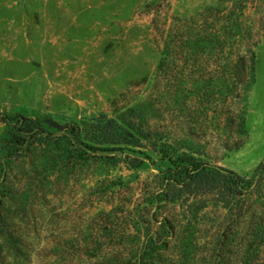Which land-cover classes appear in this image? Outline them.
I'll list each match as a JSON object with an SVG mask.
<instances>
[{
	"label": "rangeland",
	"instance_id": "obj_1",
	"mask_svg": "<svg viewBox=\"0 0 264 264\" xmlns=\"http://www.w3.org/2000/svg\"><path fill=\"white\" fill-rule=\"evenodd\" d=\"M101 115L152 139L114 166H54L40 146L8 161L0 144V264L126 262L166 220L155 264H264L249 248L264 190L240 218L216 194L157 195L163 144L246 177L264 160V0H0V140L17 116Z\"/></svg>",
	"mask_w": 264,
	"mask_h": 264
},
{
	"label": "trees",
	"instance_id": "obj_2",
	"mask_svg": "<svg viewBox=\"0 0 264 264\" xmlns=\"http://www.w3.org/2000/svg\"><path fill=\"white\" fill-rule=\"evenodd\" d=\"M130 112V119H134L135 111L131 109ZM16 119V130L10 131L9 137L5 136L0 140V144L5 145L8 153H11L5 156L8 161L24 152L26 155L28 151L40 146L48 153L47 156L54 166L65 160L78 162L87 159L101 160L114 166L121 161L118 152L122 153L130 147H141L142 139H152L151 132L143 130L126 118H107L101 115L68 124H59L51 117L17 116ZM161 147L158 151L170 163L162 173L164 188L157 194L161 201L176 202L189 196L196 198L216 194L218 200L229 210V214L240 218L243 216L246 196H250L255 188L259 192L264 190V160L258 164L252 177H246L234 170L210 165L193 154L171 152L167 144ZM143 163L144 160L129 162L134 168ZM2 198L0 196V202ZM205 207V204L200 206ZM162 227H165L163 232L147 228L141 246L130 253L126 262L117 264H155L157 254L168 248L169 238L176 229L168 220ZM249 227V234L252 236L249 248L259 251V247L264 244V208L263 213L252 214Z\"/></svg>",
	"mask_w": 264,
	"mask_h": 264
}]
</instances>
